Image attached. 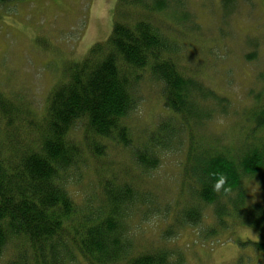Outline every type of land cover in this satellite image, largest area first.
Returning a JSON list of instances; mask_svg holds the SVG:
<instances>
[{"label":"trees","instance_id":"trees-1","mask_svg":"<svg viewBox=\"0 0 264 264\" xmlns=\"http://www.w3.org/2000/svg\"><path fill=\"white\" fill-rule=\"evenodd\" d=\"M184 2L118 0L110 35L42 104L0 87V264H185L178 239L188 226L207 243L255 229L260 238L241 244L264 255V71L243 104L207 84L184 63L175 27H163L186 22ZM221 3L225 14L237 6ZM253 44L249 61L261 57ZM147 79L164 114L134 138ZM216 117L230 119L227 128L213 131ZM117 147L126 162L111 157ZM184 148L177 198L163 202L144 176ZM217 174L228 193L213 191ZM209 207L215 218L204 225Z\"/></svg>","mask_w":264,"mask_h":264},{"label":"rangeland","instance_id":"rangeland-1","mask_svg":"<svg viewBox=\"0 0 264 264\" xmlns=\"http://www.w3.org/2000/svg\"><path fill=\"white\" fill-rule=\"evenodd\" d=\"M117 1L18 0L0 5V87L42 104L48 91L64 80L68 68L84 59L95 42L110 35ZM236 2L234 11L225 14L221 0H187L186 22L178 25L168 19L163 27H175L174 37L191 70L235 104H243L247 92L259 88L257 75L264 71V0ZM256 41L261 57L249 61L246 54ZM139 92L140 105L130 118L134 138L152 130L164 114L159 86L147 79ZM229 123L228 118L216 117L210 128L220 131ZM126 154L127 150L117 147L111 157L121 163L126 162ZM185 158V148L166 154L159 168L144 176L157 188L161 201L169 203L177 198L175 184L182 178ZM133 173L140 172L134 169L127 177ZM92 177L87 176L88 182ZM251 186L253 196L258 197V184L252 182ZM204 218V225L214 221L211 207L205 210ZM156 223H150L147 231L153 233L152 224ZM198 231L188 226L178 239L185 251V264H264V255L252 244H241L260 238L255 229L242 227L230 237L221 235V241L209 243L196 239Z\"/></svg>","mask_w":264,"mask_h":264},{"label":"clouds","instance_id":"clouds-1","mask_svg":"<svg viewBox=\"0 0 264 264\" xmlns=\"http://www.w3.org/2000/svg\"><path fill=\"white\" fill-rule=\"evenodd\" d=\"M213 191L221 193L223 190L224 193H228L230 188L227 186V177L223 174H217V178L212 185Z\"/></svg>","mask_w":264,"mask_h":264}]
</instances>
